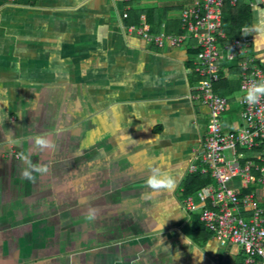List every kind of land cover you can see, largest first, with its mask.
I'll return each instance as SVG.
<instances>
[{"label": "crops", "instance_id": "0c3cea01", "mask_svg": "<svg viewBox=\"0 0 264 264\" xmlns=\"http://www.w3.org/2000/svg\"><path fill=\"white\" fill-rule=\"evenodd\" d=\"M154 4L0 0V264H244L239 245L220 242L185 208L184 182L211 112L193 98L204 80L193 40L158 48L127 31L167 33L166 21L157 34L133 23L134 10ZM230 8L228 41H247L264 69V0ZM248 11L250 24L239 30ZM221 65L223 131L235 132L242 71ZM40 136L55 148L40 151ZM152 168L174 177L175 187L145 198ZM231 185L254 193L264 209L263 181ZM90 209L93 221L85 218Z\"/></svg>", "mask_w": 264, "mask_h": 264}, {"label": "built area", "instance_id": "2783aa9c", "mask_svg": "<svg viewBox=\"0 0 264 264\" xmlns=\"http://www.w3.org/2000/svg\"><path fill=\"white\" fill-rule=\"evenodd\" d=\"M242 1L195 0L186 4L180 12L182 35H153L143 25L128 26L127 31L158 48L180 47L187 39L195 42L196 72L204 80L193 98L206 103L211 116L200 159L188 171L209 175L214 182L185 196L183 202L187 210L199 211L204 226L220 242L242 248L244 264H264V209L254 193H240L231 185L234 180L241 182L240 187H247L253 179L264 182V100L249 105L241 97L243 122L237 131L224 133L222 117L229 102L216 90L223 79L221 64L225 60L241 68L243 93L254 81L264 80V69L251 54L249 43L240 38L229 42L223 26L226 4L237 7Z\"/></svg>", "mask_w": 264, "mask_h": 264}, {"label": "trees", "instance_id": "16d2710c", "mask_svg": "<svg viewBox=\"0 0 264 264\" xmlns=\"http://www.w3.org/2000/svg\"><path fill=\"white\" fill-rule=\"evenodd\" d=\"M156 3L159 2L160 5H151L146 9H136L133 11L132 21L133 23H140L144 22L146 25L150 27V30L157 34L160 33L159 31L161 23L166 21L169 25H167L166 32H176L177 35H182L183 31L181 30V22H180V12L181 9L185 7L186 4L193 2L194 0H155ZM228 5L230 8V4L227 3L224 9V12L228 11ZM239 5V4H238ZM237 5V7H238ZM231 11H234L235 8H230ZM180 10V11H179ZM172 11H179L176 14L178 16H169V13ZM247 21L240 25L239 30L242 27H245L250 24L249 21V14ZM130 18V17H129ZM172 24L173 28H170ZM231 30H234V27H231ZM214 179L209 175H202L201 173L192 174L187 177L184 182V195H188L191 193L196 192L197 190L201 189L202 187L208 185L209 183H213Z\"/></svg>", "mask_w": 264, "mask_h": 264}, {"label": "clouds", "instance_id": "9594fccd", "mask_svg": "<svg viewBox=\"0 0 264 264\" xmlns=\"http://www.w3.org/2000/svg\"><path fill=\"white\" fill-rule=\"evenodd\" d=\"M259 30H264V21L258 27ZM243 100L249 105L259 104L264 100V80L251 83L243 93ZM35 146L40 151H51L55 148V143L51 137H37ZM41 172H46V168L38 169ZM21 176L26 179H32L28 171H22ZM145 186L150 189V192L144 193L145 198H150L153 194H159L162 191H172L175 187V179L169 173L161 168H152L146 178ZM86 220L93 221L97 218L96 209H90L86 215Z\"/></svg>", "mask_w": 264, "mask_h": 264}, {"label": "rangeland", "instance_id": "374dc122", "mask_svg": "<svg viewBox=\"0 0 264 264\" xmlns=\"http://www.w3.org/2000/svg\"><path fill=\"white\" fill-rule=\"evenodd\" d=\"M226 156L228 157V158H231L232 157V155H231V152L230 151H227L226 153ZM195 212V211H194ZM197 212H199V211H197Z\"/></svg>", "mask_w": 264, "mask_h": 264}]
</instances>
